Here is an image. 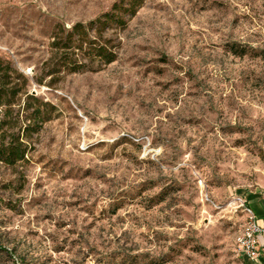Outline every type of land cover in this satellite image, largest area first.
Here are the masks:
<instances>
[{"label":"rangeland","instance_id":"obj_1","mask_svg":"<svg viewBox=\"0 0 264 264\" xmlns=\"http://www.w3.org/2000/svg\"><path fill=\"white\" fill-rule=\"evenodd\" d=\"M115 1L0 0V59L50 116L25 161L0 162V264H242L241 194L264 186V0H144L106 32L114 62L46 76L55 31Z\"/></svg>","mask_w":264,"mask_h":264},{"label":"trees","instance_id":"obj_2","mask_svg":"<svg viewBox=\"0 0 264 264\" xmlns=\"http://www.w3.org/2000/svg\"><path fill=\"white\" fill-rule=\"evenodd\" d=\"M143 2L116 0L95 19L55 31L50 43L51 54L43 63L46 76L99 70L114 62L118 45L113 44V38L106 36V32L113 27L123 28L127 22L125 17H132ZM27 84L23 73L0 59V162L9 166L25 161L29 135L50 119L43 109L46 103L30 94ZM31 102L38 105L29 112ZM21 104L22 108L15 111L14 107Z\"/></svg>","mask_w":264,"mask_h":264},{"label":"crops","instance_id":"obj_3","mask_svg":"<svg viewBox=\"0 0 264 264\" xmlns=\"http://www.w3.org/2000/svg\"><path fill=\"white\" fill-rule=\"evenodd\" d=\"M241 196L252 210L257 225L262 228V232L257 236L256 257L249 258L242 255V264H264V186L254 191H245Z\"/></svg>","mask_w":264,"mask_h":264},{"label":"built area","instance_id":"obj_4","mask_svg":"<svg viewBox=\"0 0 264 264\" xmlns=\"http://www.w3.org/2000/svg\"><path fill=\"white\" fill-rule=\"evenodd\" d=\"M240 201L247 218L240 234L237 237L236 243L238 250L242 255L249 258H255L257 255V236L262 232V228L257 225L255 216L250 207L246 205L243 199H240Z\"/></svg>","mask_w":264,"mask_h":264}]
</instances>
